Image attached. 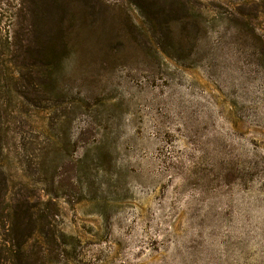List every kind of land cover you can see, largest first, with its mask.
Masks as SVG:
<instances>
[{"label": "rangeland", "instance_id": "obj_1", "mask_svg": "<svg viewBox=\"0 0 264 264\" xmlns=\"http://www.w3.org/2000/svg\"><path fill=\"white\" fill-rule=\"evenodd\" d=\"M0 264H264V0H0Z\"/></svg>", "mask_w": 264, "mask_h": 264}, {"label": "trees", "instance_id": "obj_2", "mask_svg": "<svg viewBox=\"0 0 264 264\" xmlns=\"http://www.w3.org/2000/svg\"><path fill=\"white\" fill-rule=\"evenodd\" d=\"M30 211V209H29ZM46 219V217H45ZM47 219H48V216H47ZM16 223H17V220L15 219L13 224H14V227H12L11 231L13 234H16V229H15V226H16ZM34 224V223H33ZM43 231H44V234L47 238H52L53 237V231L52 229L50 228V226H47L45 229L43 228Z\"/></svg>", "mask_w": 264, "mask_h": 264}]
</instances>
